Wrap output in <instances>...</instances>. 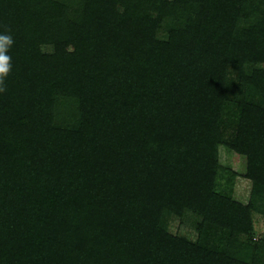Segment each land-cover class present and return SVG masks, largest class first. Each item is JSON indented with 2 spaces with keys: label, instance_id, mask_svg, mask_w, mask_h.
<instances>
[{
  "label": "trees",
  "instance_id": "1",
  "mask_svg": "<svg viewBox=\"0 0 264 264\" xmlns=\"http://www.w3.org/2000/svg\"><path fill=\"white\" fill-rule=\"evenodd\" d=\"M0 33V264H264L242 238L264 212V0H0ZM230 67L262 99L225 141ZM222 143L248 202L217 190ZM186 212L196 240L169 229Z\"/></svg>",
  "mask_w": 264,
  "mask_h": 264
},
{
  "label": "rangeland",
  "instance_id": "2",
  "mask_svg": "<svg viewBox=\"0 0 264 264\" xmlns=\"http://www.w3.org/2000/svg\"><path fill=\"white\" fill-rule=\"evenodd\" d=\"M161 38L166 37V31L162 29L159 32ZM50 47H45L48 51ZM259 66L264 67V63ZM255 66L249 64L247 68L253 69ZM231 75L232 96L231 102L227 105L224 112V119L222 124V135L225 141H232L235 138L237 130V107L241 99L246 98L254 102H259L262 96L255 87L246 88L239 79L238 73L229 68ZM261 102V101H260ZM219 170L217 176V190L226 193H232L235 197L245 202L249 201V192L251 188V181L247 178V159L246 156L238 154L230 148L226 143H222L218 147ZM254 231L251 236L243 235L244 240L260 241L264 239V212L253 211ZM198 216L186 212L184 216L172 215L169 218V229L174 234L184 235L190 239L196 240L198 233L196 225Z\"/></svg>",
  "mask_w": 264,
  "mask_h": 264
},
{
  "label": "clouds",
  "instance_id": "3",
  "mask_svg": "<svg viewBox=\"0 0 264 264\" xmlns=\"http://www.w3.org/2000/svg\"><path fill=\"white\" fill-rule=\"evenodd\" d=\"M11 34L0 33V91H4V81L12 69V57L8 54L14 45Z\"/></svg>",
  "mask_w": 264,
  "mask_h": 264
}]
</instances>
